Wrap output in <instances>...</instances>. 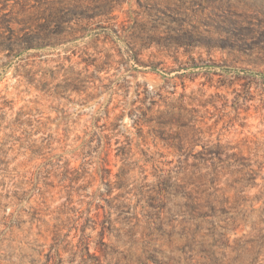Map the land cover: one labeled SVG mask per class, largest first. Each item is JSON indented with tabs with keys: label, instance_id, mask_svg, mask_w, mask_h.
I'll return each instance as SVG.
<instances>
[{
	"label": "rangeland",
	"instance_id": "rangeland-1",
	"mask_svg": "<svg viewBox=\"0 0 264 264\" xmlns=\"http://www.w3.org/2000/svg\"><path fill=\"white\" fill-rule=\"evenodd\" d=\"M0 264H264V0H0Z\"/></svg>",
	"mask_w": 264,
	"mask_h": 264
}]
</instances>
